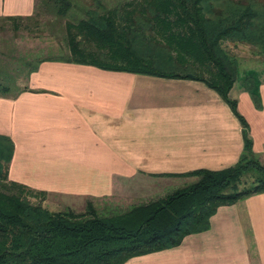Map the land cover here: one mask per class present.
<instances>
[{"label":"crops","instance_id":"0c3cea01","mask_svg":"<svg viewBox=\"0 0 264 264\" xmlns=\"http://www.w3.org/2000/svg\"><path fill=\"white\" fill-rule=\"evenodd\" d=\"M36 1L0 0V17L31 16ZM251 75L253 89L236 82L231 93L264 163V77ZM26 84L0 95V133L15 143L8 175L48 194L109 196L128 181L180 176L158 173L231 166L244 150L240 118L200 79L45 60ZM124 264H264V192L220 205L208 229Z\"/></svg>","mask_w":264,"mask_h":264},{"label":"trees","instance_id":"16d2710c","mask_svg":"<svg viewBox=\"0 0 264 264\" xmlns=\"http://www.w3.org/2000/svg\"><path fill=\"white\" fill-rule=\"evenodd\" d=\"M44 3L64 17L74 7L72 0ZM94 3L84 8V17L66 22L68 50L34 64L28 61L27 79L42 61L61 60L203 80L240 118L243 153L235 164L221 169L158 173L197 179L122 211L106 213L91 199L84 211L51 210L29 199L47 191L9 178L15 143L0 133V264H124L132 256L176 246L186 235L208 229L220 205L264 192V163L253 148L249 122L230 95L238 60L223 45L251 43L264 52V1L127 0L112 9L102 0ZM245 86L255 87L254 76L246 77ZM26 89V83L19 87L8 66L0 64V95ZM253 96L259 104L258 95ZM248 172L254 180L240 187Z\"/></svg>","mask_w":264,"mask_h":264},{"label":"rangeland","instance_id":"374dc122","mask_svg":"<svg viewBox=\"0 0 264 264\" xmlns=\"http://www.w3.org/2000/svg\"><path fill=\"white\" fill-rule=\"evenodd\" d=\"M72 1L74 7L65 17L59 16L55 10L48 8L44 0L36 1L35 11L30 18L12 20L0 17V64L8 66L16 77L19 87H23L27 82V73L30 67L28 61L34 64L40 57L56 56L66 52L68 50L66 22L84 17L85 9L91 5L96 6L95 0ZM126 1L102 0V4L107 9H112ZM223 45L237 57L239 65L237 84L241 82L246 84V77L252 76L251 69H254L260 77H264V52H260L257 46L236 41H225ZM231 91L230 95L232 96ZM196 179V176H170L168 179L145 178L140 183L141 188L136 187L134 182L128 181L123 189H118L112 195L87 197L84 200L75 197L68 199L51 193L30 196L29 199L35 203H42L51 210L72 207L76 211L86 210L87 201L91 199L101 211L107 213L111 210L122 211L133 204L160 197L174 188ZM253 180L252 172L246 173L242 177L240 187L252 183ZM10 190L15 191L16 188H10ZM70 202L74 204L72 205Z\"/></svg>","mask_w":264,"mask_h":264}]
</instances>
